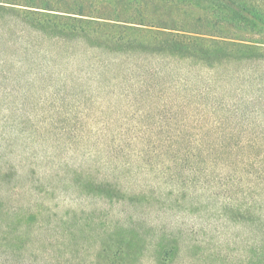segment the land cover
I'll return each instance as SVG.
<instances>
[{
	"label": "rangeland",
	"instance_id": "rangeland-1",
	"mask_svg": "<svg viewBox=\"0 0 264 264\" xmlns=\"http://www.w3.org/2000/svg\"><path fill=\"white\" fill-rule=\"evenodd\" d=\"M1 1L264 42L263 23L229 12H264V0H172L173 10L160 0ZM19 18L0 14L2 252L86 264L124 224L142 236L137 264H154L157 245L174 252L163 264L261 256L264 62L211 67L139 46L113 52L94 46L98 36L49 38ZM132 39L144 38L129 32L123 42ZM222 141L223 156L208 150Z\"/></svg>",
	"mask_w": 264,
	"mask_h": 264
},
{
	"label": "trees",
	"instance_id": "trees-1",
	"mask_svg": "<svg viewBox=\"0 0 264 264\" xmlns=\"http://www.w3.org/2000/svg\"><path fill=\"white\" fill-rule=\"evenodd\" d=\"M160 1L165 9L173 10L172 0ZM134 2L138 5L152 6L156 4L155 0H135ZM238 7V11L230 9L229 12L237 16L246 13L249 17H253L264 24V12L256 9L254 6L247 7L246 5L243 6L240 4ZM35 8L38 9V7L33 5H22L15 3V1L3 2L0 0V14H9L17 18L21 17V21L24 24L49 38L70 37L87 39L89 36H98L101 39L99 41L100 45H94L98 48L120 52L124 48L130 49L139 46L144 51L164 53L171 57L177 56L181 60L195 59L211 67L224 62H264V42L230 40L195 28L152 26L141 23L140 19L121 21L118 19L83 14H76L79 17L68 15L72 13L64 16L50 14L46 6L39 8L42 11H37ZM140 16L142 17V14L138 13L137 17L140 18ZM99 31L100 34L96 35ZM129 32H134L138 37L144 39L142 41L141 39L137 41L136 39H132V41L127 40L123 42V38L127 37ZM249 144L247 147L254 149L256 143ZM208 150L214 152L217 150L221 155L230 151V143L226 141L219 143L212 142L209 144ZM248 154L247 162L251 160V156L254 153ZM247 162L244 163V166H246ZM261 172V175L264 177V165L262 166ZM250 173L247 172L249 176ZM122 193L121 188L117 186L114 197L119 198L118 196ZM252 212V207L247 205L244 207L243 215L250 217ZM25 214L32 216L35 214V211L29 207ZM259 216H261L260 213ZM261 218L264 222L263 215ZM126 226L124 224H116L115 229L112 230L114 231L113 233L108 236L106 235V237L103 236L98 244L97 250L90 255L88 263L86 264H137L143 250L142 236L138 233L132 236L128 235V231L132 228L135 229V227ZM116 229L120 231L116 232ZM5 240L0 234V247ZM260 244L261 256L256 257V259H246L240 264H264V236ZM156 248L154 264H163L164 262L172 263L173 251L171 253H164L160 245H157ZM52 259L51 254L48 253L46 258L43 259V263H37L32 259L31 253L28 254L26 251L20 252L19 256H17L11 249L6 250V252L0 250V264H53L51 262Z\"/></svg>",
	"mask_w": 264,
	"mask_h": 264
}]
</instances>
